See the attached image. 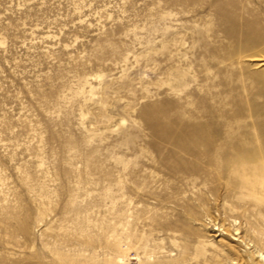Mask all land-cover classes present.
Listing matches in <instances>:
<instances>
[{"label": "rangeland", "instance_id": "rangeland-1", "mask_svg": "<svg viewBox=\"0 0 264 264\" xmlns=\"http://www.w3.org/2000/svg\"><path fill=\"white\" fill-rule=\"evenodd\" d=\"M261 251L264 0H0V264Z\"/></svg>", "mask_w": 264, "mask_h": 264}, {"label": "bare ground", "instance_id": "bare-ground-1", "mask_svg": "<svg viewBox=\"0 0 264 264\" xmlns=\"http://www.w3.org/2000/svg\"><path fill=\"white\" fill-rule=\"evenodd\" d=\"M224 148H226V147H224ZM234 156H235V155H234ZM197 157H198V156H197ZM209 158H210V157H209ZM208 160H209V159H208ZM230 166H231V165H230ZM233 239H234V238H233ZM234 240H236V239H234ZM120 248H121V247H119V249H120ZM116 257H117V256H116ZM259 257H260L261 260L264 261V252H262V251L259 252ZM114 259H115V258H114ZM117 259H118L117 261H118L119 263H122V259H120V258H117ZM115 262H116V261H115ZM263 263H264V262H263Z\"/></svg>", "mask_w": 264, "mask_h": 264}]
</instances>
